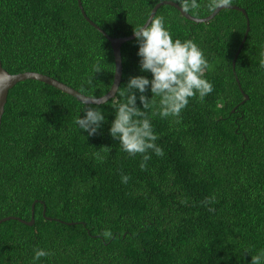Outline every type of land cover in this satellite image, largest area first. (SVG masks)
Masks as SVG:
<instances>
[{"label": "trees", "instance_id": "1", "mask_svg": "<svg viewBox=\"0 0 264 264\" xmlns=\"http://www.w3.org/2000/svg\"><path fill=\"white\" fill-rule=\"evenodd\" d=\"M80 1L91 22L121 38L165 0ZM197 2L189 15L213 12L209 0ZM231 5L245 10L250 27L234 71L246 29L241 12L222 10L194 24L174 7L156 11L173 40L202 49L214 90L191 99L178 122L158 115V98L144 109L164 152H149L146 170L109 132L129 78L151 79L140 71L135 39L121 47L119 90L104 104L85 105L32 80L9 91L0 127V219L28 222L34 204V224H0V264H34L37 248L50 255L35 264H251L264 249V0ZM0 62L10 74L40 73L91 98L109 91L114 74L110 44L77 0H0ZM144 95L152 98L150 88ZM137 106L143 110L138 98ZM86 107L105 116L92 136L75 123ZM104 146L110 153L97 159ZM122 175L130 177L126 184ZM106 230L111 238L101 235Z\"/></svg>", "mask_w": 264, "mask_h": 264}, {"label": "clouds", "instance_id": "2", "mask_svg": "<svg viewBox=\"0 0 264 264\" xmlns=\"http://www.w3.org/2000/svg\"><path fill=\"white\" fill-rule=\"evenodd\" d=\"M232 0H209L208 7L217 9L230 6ZM183 12H195L200 8L197 0H180ZM133 34L138 44L137 55L140 58L139 67L141 72H150L151 79L139 75L130 77L125 90L120 92L124 102L115 105V119L109 129L112 138L119 141L121 149L130 157L140 155L142 157L139 165L141 170L147 169V161L151 159L149 152L157 156H163V149L155 143L158 136L155 134L152 123L144 109L150 105L155 106L158 98L157 113L161 118L180 119L182 111L188 106L189 101L198 98L203 101L205 97L213 92V85L205 78V72L209 68L202 49L191 39L181 41L173 40L168 28L165 26V18L157 16L143 26L133 28ZM260 68L264 69V53H261ZM94 73L102 69L94 65ZM91 80L87 81L91 84ZM150 88L152 98L148 99L145 92ZM119 88L116 89V92ZM83 91V89H82ZM137 93H140L137 97ZM137 98L143 105V110L137 106ZM84 116H79L75 123L79 128L87 132L89 136L95 135L105 121L104 114L93 107L84 109ZM156 114V113H154ZM108 146L101 147L94 155L97 159L105 157L100 153H110ZM130 179L127 175L121 176V182L127 183ZM215 201L211 197L203 203L208 204ZM185 203V201H182ZM209 211L214 209L209 208ZM103 237L111 238L112 233L106 230L101 234ZM50 255L44 249L34 250L33 262L39 261L41 257ZM251 264H264V249L251 256Z\"/></svg>", "mask_w": 264, "mask_h": 264}, {"label": "water", "instance_id": "3", "mask_svg": "<svg viewBox=\"0 0 264 264\" xmlns=\"http://www.w3.org/2000/svg\"><path fill=\"white\" fill-rule=\"evenodd\" d=\"M163 5H167V6H171L174 7L175 9L178 10L179 14L186 19L189 22H192L194 24H204V23H208L209 21H211L220 11L222 10H235V11H239L241 12L246 20V29H245V33L244 36L234 54L233 60H232V69L234 71V66L236 63V59L238 54L240 53L243 44L246 41V37L248 35L249 32V20L248 17L246 15V12L244 9L238 7V6H227V7H220L217 8L215 10H213V12L208 15L207 17L204 18H196L193 17L191 15H189L188 13L183 12V10L181 9V7L171 1H161L159 3H157L151 10L146 22L143 24H147L150 23V20L152 18H154L156 11ZM77 6L81 12V15L83 16V18L94 28L96 29L100 34L103 35V37L109 42L110 47L112 49V54H113V60H114V74H113V81L111 84V87L109 89V91L98 98H91V97H87L85 95H82L81 93H79L78 91L70 88L69 86L53 79L50 78L48 76H45L43 74L40 73H35V72H24V73H19V74H10L7 71H5L2 68L1 62H0V127H1V121H2V116L4 114V108L7 102V97H8V93L9 91L19 82H23L26 80H32V81H37V82H41L43 84H46L52 88H55L57 90H59L60 92L67 94L73 98H75L77 101L85 104V105H101L106 103L107 101H109L110 99H113L115 97L116 94V89L119 87V84L121 82V76H122V62H121V47L123 44H125L126 42L132 41L135 39L134 34L130 35V36H126V37H121V38H112L110 36H108L107 34H105V32L99 28L97 25H95L93 22H91L85 15L82 5H81V1L77 0ZM235 81L238 85V87L240 88L241 91V87L239 84L238 79L235 77ZM241 94H243V92L241 91ZM244 96V100H247L248 97ZM45 209L43 208V215H44ZM47 220H51L50 218H46ZM9 220H17L20 223L31 227L34 224V204H32L31 206V215H30V220L28 222L23 221L21 219L15 218V217H5L0 219V224L4 223L6 221Z\"/></svg>", "mask_w": 264, "mask_h": 264}]
</instances>
